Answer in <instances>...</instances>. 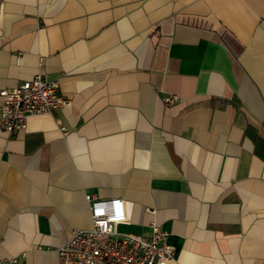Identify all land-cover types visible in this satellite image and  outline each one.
Listing matches in <instances>:
<instances>
[{"label": "crops", "instance_id": "obj_1", "mask_svg": "<svg viewBox=\"0 0 264 264\" xmlns=\"http://www.w3.org/2000/svg\"><path fill=\"white\" fill-rule=\"evenodd\" d=\"M38 73L72 103L0 128V260L62 264L91 196L169 264H264V0H0V91Z\"/></svg>", "mask_w": 264, "mask_h": 264}, {"label": "built area", "instance_id": "obj_2", "mask_svg": "<svg viewBox=\"0 0 264 264\" xmlns=\"http://www.w3.org/2000/svg\"><path fill=\"white\" fill-rule=\"evenodd\" d=\"M180 101L178 95L165 97L166 105ZM71 100L60 92L57 80H46L38 73L31 81L0 91V128L9 136L27 128L34 116L51 115L68 107ZM91 227L77 229L58 249L62 264H169L176 249L169 242L170 231L152 224L150 237L119 233L117 227L128 219L127 207L120 198L97 199L87 196ZM17 258L1 259L0 264H15Z\"/></svg>", "mask_w": 264, "mask_h": 264}]
</instances>
